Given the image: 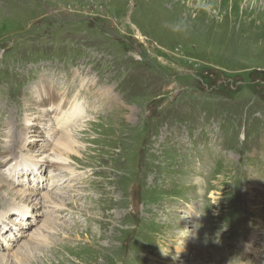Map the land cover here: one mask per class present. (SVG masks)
I'll return each instance as SVG.
<instances>
[{"label":"rangeland","instance_id":"1","mask_svg":"<svg viewBox=\"0 0 264 264\" xmlns=\"http://www.w3.org/2000/svg\"><path fill=\"white\" fill-rule=\"evenodd\" d=\"M2 212L6 264H264V0H0Z\"/></svg>","mask_w":264,"mask_h":264},{"label":"bare ground","instance_id":"2","mask_svg":"<svg viewBox=\"0 0 264 264\" xmlns=\"http://www.w3.org/2000/svg\"><path fill=\"white\" fill-rule=\"evenodd\" d=\"M234 2L236 1V0H233ZM255 3V2H254ZM84 82H85V80H84ZM66 83H68V82H66ZM82 84V83H81ZM81 86V85H80ZM83 86V85H82ZM68 88V87H67ZM81 91V89L79 90V91H76V95L74 96V98H72V99H67V97H66V95H68L69 94V91H67V92H65L64 94H61V95H58L57 94V96L55 97V101L54 100H52V102L50 103V105H52V107H50V105H47L46 106V101L44 100V101H41V105H42V108L44 109L43 111L44 112H48L47 114H51V113H53L54 114V116L56 117V121L58 122V126L59 127H62V126H64V125H66V127L70 124V123H74V125L75 124H79L80 123V125H82L83 124V122H86L87 121V119L84 121V112H85V107L83 106V102L79 99V97H78V94H79V92ZM60 92V91H59ZM105 99V98H104ZM39 100V99H38ZM47 100V99H46ZM59 100V102L60 103H56L57 101ZM40 104V103H39ZM38 105V104H37ZM50 107V108H49ZM46 113H43V116L44 117H46V116H48ZM67 115H68V117H67ZM62 121H64V123H63V125L61 126V125H59V123H61ZM53 124V123H52ZM75 129H77L78 127L77 126H75L74 127ZM74 128H70V129H65V130H61V131H57V134H56V136L55 137H57L58 136V144L57 145H59V146H61L62 147V151H64L66 154H67V157L68 158H71L72 157V154H74L73 152H75L76 150H74L73 149V145H74V140L75 139H73V137H72V134H71V131H73L72 129H74ZM54 132H52L51 134H53ZM55 139V138H54ZM31 140V139H30ZM13 152V149L12 148H10V147H7V150L6 151H4V154L5 153H7V154H5V156H4V159L7 161V163H9L12 159H11V154H9V153H12ZM59 153V152H58ZM65 154V155H66ZM77 154V153H76ZM59 156V155H58ZM64 157V156H63ZM3 158V157H2ZM57 159H59V157H57ZM63 159V158H62ZM65 159L67 160V158L65 157ZM37 163L39 164V165H37L38 167L37 168H34V164L32 163V162H30V161H27V160H25L24 159V164H23V166L25 167V170H24V175H29V174H33V182L35 181L36 183H37V186H38V183H39V177L41 176V174H39V172H38V170H39V168L42 166V164L40 163V161H37ZM11 165V164H10ZM62 166V165H61ZM60 168V167H59ZM62 169V168H61ZM57 170V169H56ZM71 170V169H70ZM13 171V170H12ZM12 192V191H11ZM17 192V191H16ZM34 193H36L37 194V192H38V187H37V189H34V191H33ZM12 194H14L13 192H12ZM14 195H17V193L16 194H14ZM39 195H41V194H37V196H39ZM47 195V194H46ZM35 197L34 199L33 198H31V201H33V200H37V198L38 197ZM41 197H43V196H41ZM45 197V196H44ZM46 198H48V197H46ZM28 199H30V197L28 198ZM54 200V199H53ZM51 203H53V202H51ZM53 207V206H52ZM54 208V207H53ZM11 210H14V217H20L19 218V221H20V225H22V224H24V225H29V223L26 221V222H23V219L25 220V212H23V210H25V208L24 209H22V208H20V207H18V208H16V209H11ZM11 210H10V212H11ZM54 210H55V208H54ZM7 212H8V207H7ZM27 212V211H26ZM5 217H4V213L2 212V213H0V221H2L3 219H4ZM17 219H11V218H7V226L5 227V230H6V233H5V235L7 234V236L9 237V236H12L13 238H12V240H11V238H9V243H11L12 245L14 244V243H16L15 241L16 240H18V238H17V235L16 234H19V232H17V230L16 229H20L21 228V226H15V227H13V225H12V223L13 222H15ZM22 220V221H21ZM28 220V219H27ZM50 219H48L47 221H46V224H48ZM50 224H52V223H50ZM50 224H48V225H50ZM52 226V225H51ZM0 233H2L3 231L5 232V230L3 229L4 227H2L1 225H0ZM15 238H17V239H15ZM31 238V237H30ZM3 246L0 244V250H1V248H2ZM30 247V246H29ZM24 252H25V250H24ZM33 253V252H32ZM11 254V253H10ZM7 255V254H6ZM15 255V254H14ZM71 253H68V258H66V257H64V258H66L67 260H69L70 258H71ZM1 257H0V262H2L3 264H6V262H4L5 260H4V256L3 255H0ZM24 257H25V255H23ZM23 257V258H24ZM28 257V256H27ZM4 260V261H3ZM25 260V259H24ZM34 260V259H33ZM59 261H60V259H59ZM9 262V261H8ZM10 263V262H9ZM1 264V263H0ZM32 264H36L35 263V261H33L32 262ZM50 264V263H49ZM52 264V263H51ZM60 264H63V262H60Z\"/></svg>","mask_w":264,"mask_h":264},{"label":"clouds","instance_id":"3","mask_svg":"<svg viewBox=\"0 0 264 264\" xmlns=\"http://www.w3.org/2000/svg\"><path fill=\"white\" fill-rule=\"evenodd\" d=\"M166 27H170L172 31H186L187 25L183 20H177L172 24L166 25Z\"/></svg>","mask_w":264,"mask_h":264}]
</instances>
